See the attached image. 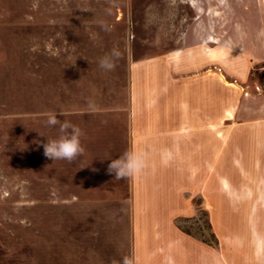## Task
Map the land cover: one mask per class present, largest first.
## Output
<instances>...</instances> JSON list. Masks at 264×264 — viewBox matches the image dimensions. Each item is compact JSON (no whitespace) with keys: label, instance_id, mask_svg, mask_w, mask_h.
Wrapping results in <instances>:
<instances>
[{"label":"rangeland","instance_id":"1","mask_svg":"<svg viewBox=\"0 0 264 264\" xmlns=\"http://www.w3.org/2000/svg\"><path fill=\"white\" fill-rule=\"evenodd\" d=\"M113 48L121 59L103 71L98 58ZM139 61L168 75L172 66L179 102L209 85L211 121L226 118L210 125L209 170L178 180L206 190L220 228L251 227L264 244V0H0V264L132 257L130 179L107 168L129 149V87L135 78L140 95L147 74ZM49 110L83 132L85 152L71 163L44 156L59 134ZM219 143L225 156L212 153ZM185 196L206 211L182 225L218 244L201 193Z\"/></svg>","mask_w":264,"mask_h":264},{"label":"crops","instance_id":"2","mask_svg":"<svg viewBox=\"0 0 264 264\" xmlns=\"http://www.w3.org/2000/svg\"><path fill=\"white\" fill-rule=\"evenodd\" d=\"M138 64L146 65L147 74L140 86L139 90L143 91L140 95L137 96L135 78L130 83L128 143L129 149L142 142L149 144L154 167L142 177L130 178L131 249L135 264H241L245 253L248 264H264L261 258L264 244L258 243L255 229L249 227L246 234L239 228L231 233L220 228L214 219L219 209L209 203L206 190L195 189L190 180H178L179 171L184 175V171L210 166L208 157L213 139L210 125L226 118L218 115L217 120L211 121L209 85L198 86L196 95L179 102L177 75L172 66L168 75L162 73L156 61ZM221 107L224 112L225 104ZM216 151L213 155L225 156L220 143ZM195 156L202 158L201 164L195 165ZM220 186L224 188L222 183ZM188 191L201 193L202 204L209 210V219L218 237L216 246L204 243L176 225L177 217L195 215V207L185 196ZM226 198L218 195L216 198L223 205L224 218L228 216ZM236 240L241 243L236 244Z\"/></svg>","mask_w":264,"mask_h":264},{"label":"clouds","instance_id":"3","mask_svg":"<svg viewBox=\"0 0 264 264\" xmlns=\"http://www.w3.org/2000/svg\"><path fill=\"white\" fill-rule=\"evenodd\" d=\"M101 28L105 31L110 30L103 22ZM119 59L121 52L113 48L98 58V67L103 71H113ZM89 105L92 106L91 101ZM45 115L47 126L58 127L59 134L55 139L48 138L43 144L44 156L53 161L66 160L70 163L83 156L85 148L81 143L83 136L81 128L67 119L63 121L58 119V115L64 116L63 112L49 110ZM153 167L152 148L146 142H142L124 151L118 158L111 159L107 172L114 174L115 180H123L142 177ZM111 264H135V258L125 255L120 260L113 259Z\"/></svg>","mask_w":264,"mask_h":264},{"label":"trees","instance_id":"4","mask_svg":"<svg viewBox=\"0 0 264 264\" xmlns=\"http://www.w3.org/2000/svg\"><path fill=\"white\" fill-rule=\"evenodd\" d=\"M193 204L196 206V209H197V211H201V210H205V209H202V207L200 206L201 205V201H199V199L198 200H194V202H193ZM206 211V210H205ZM191 219V217H178L176 220H175V223H176V225L182 230V231H184L185 233H187V234H189V235H191V236H193V237H196V238H198V239H200L201 241H203V242H205V243H207V244H210V245H216L217 244V238H216V236L214 235V233L212 232H209L208 233V236H205L204 234H200V235H198V234H196V233H194L193 231H191V230H189V229H187V228H185L183 225H182V222L183 221H188V220H190ZM206 225H207V227H208V229H210V222H209V220L207 219V221H206ZM210 237H212L211 239H210Z\"/></svg>","mask_w":264,"mask_h":264}]
</instances>
